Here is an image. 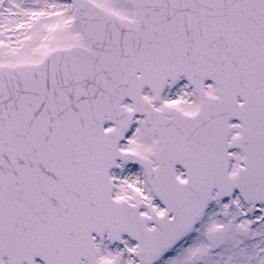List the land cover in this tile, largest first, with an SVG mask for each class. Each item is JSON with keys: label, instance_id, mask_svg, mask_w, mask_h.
I'll return each instance as SVG.
<instances>
[{"label": "snow or ice", "instance_id": "obj_1", "mask_svg": "<svg viewBox=\"0 0 264 264\" xmlns=\"http://www.w3.org/2000/svg\"><path fill=\"white\" fill-rule=\"evenodd\" d=\"M0 264H264V0H0Z\"/></svg>", "mask_w": 264, "mask_h": 264}]
</instances>
